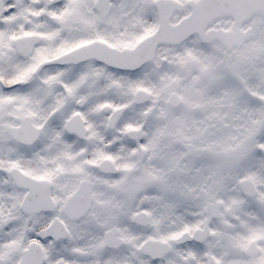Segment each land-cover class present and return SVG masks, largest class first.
Wrapping results in <instances>:
<instances>
[{
    "label": "snow or ice",
    "instance_id": "obj_1",
    "mask_svg": "<svg viewBox=\"0 0 264 264\" xmlns=\"http://www.w3.org/2000/svg\"><path fill=\"white\" fill-rule=\"evenodd\" d=\"M210 7L185 17L206 45L255 39L239 38L251 19L235 16L230 34L214 33ZM173 12L152 0H0V264H264V84L255 100L230 81ZM214 88L239 93L236 139L185 150L173 167L159 130L184 120L178 97Z\"/></svg>",
    "mask_w": 264,
    "mask_h": 264
},
{
    "label": "rangeland",
    "instance_id": "obj_2",
    "mask_svg": "<svg viewBox=\"0 0 264 264\" xmlns=\"http://www.w3.org/2000/svg\"><path fill=\"white\" fill-rule=\"evenodd\" d=\"M262 53H264V48L258 45L249 46L243 53H235L229 56L224 55L222 51H217V55L222 57L221 67L229 80L238 82L239 85L244 87L245 91L246 87L250 88L255 94L250 93L248 95L253 99H255L254 95L259 97L255 100H261L257 89L259 85L264 84V68L257 66L264 63V60L261 59ZM249 80H253L255 83L250 84ZM213 91H215V94H212ZM202 95L201 91L194 90L191 99L187 102L188 110L185 112L184 120H172L170 122L171 131L164 128L158 132L160 141L167 142L163 143L164 151H167L170 147L177 149L175 158L170 161L173 167H175L177 159L184 157L180 153L182 146L185 145V149H190L189 153L213 154L220 143L219 138L235 140V133L240 130L239 122L243 113L240 116L232 114L236 108L238 92L214 88L207 90L208 98L206 100L201 99ZM261 102H264V100H261ZM197 112L200 113L199 117L194 115ZM185 120L187 123L184 122ZM212 136H216L218 139L211 143L202 144L200 150L193 145L195 140L211 138ZM183 170L185 171L186 168Z\"/></svg>",
    "mask_w": 264,
    "mask_h": 264
},
{
    "label": "flooded vegetation",
    "instance_id": "obj_3",
    "mask_svg": "<svg viewBox=\"0 0 264 264\" xmlns=\"http://www.w3.org/2000/svg\"><path fill=\"white\" fill-rule=\"evenodd\" d=\"M152 0V2L156 5H159L161 3H168L173 6L174 12L171 13L172 15V23L174 24L177 19L180 20L182 24H187L188 29L192 31V36L189 37V39L193 42L194 45H196L199 48H206L209 52L214 53L217 55V51H222L224 55L229 56L235 53H243L245 50L249 48V46L258 45L261 47L260 42L264 41V29H259V25L261 23H264V20L261 19L259 13V10L262 6H264V0ZM211 5V7L207 10L205 19L209 22L215 21L213 32H217L219 30V34H230V33H224L223 28L229 27L232 28L235 25L232 23L231 18L236 17L237 21H245L251 19V23L247 25L246 28H243L239 32V38L242 40L243 38L247 37H255L253 41L247 44H243L241 48L234 49L231 52H228L225 48H221L219 45L210 47L206 45L203 41V38L201 37L198 29L200 26V22H194L192 24H188V20L185 19V17H188L189 19L193 15L192 11H188V9L191 7L192 9H195L201 5ZM209 13L215 14L213 18L207 17ZM222 15H219V14ZM178 14V15H177ZM238 43V42H237ZM238 45V44H236ZM262 48V47H261ZM246 92L248 94H255L251 91L250 88L246 87ZM212 94H215V91H213ZM255 99H258L259 97L257 95H254ZM180 101H182L181 108L188 110V105L185 101V98H179ZM196 117L200 116V113L194 114ZM216 137V136H212ZM211 137V138H212ZM217 138V137H216ZM160 140V139H159ZM189 145V144H188ZM201 146V145H200ZM200 146H196L198 150H200ZM184 147V148H183ZM180 153L185 155V150L190 152V149H185V145L182 146V149H180ZM211 151H213L211 149ZM183 158V156H182ZM123 168V166H121ZM184 174H188V169L183 170ZM150 174V173H149ZM107 201H98V205L100 208H104L107 205ZM85 223L92 222L98 225L100 228H103L105 224L108 223L107 220H101L98 214H89L84 218ZM67 229L65 228V232L67 233ZM114 231H120L118 229H114ZM125 233L126 230L121 231V242H125ZM81 235H84L83 232H81Z\"/></svg>",
    "mask_w": 264,
    "mask_h": 264
},
{
    "label": "water",
    "instance_id": "obj_4",
    "mask_svg": "<svg viewBox=\"0 0 264 264\" xmlns=\"http://www.w3.org/2000/svg\"><path fill=\"white\" fill-rule=\"evenodd\" d=\"M207 1H208V0H207ZM207 1H206L205 4L209 3V2H207ZM205 4H204V5H205ZM218 14H219V13H218ZM206 15H207V14H206ZM214 15H215V14L209 13L207 17H209V18H213ZM219 15H222V14H219ZM203 41H204V40H203ZM237 44H238V45H236L235 47L226 48V50H227L228 52H231V51L234 50V49H239V48H241V46L243 45V44H241L239 41H238ZM176 106H179V107L182 106V101H180L178 98H177V100H176V105H173V107H176Z\"/></svg>",
    "mask_w": 264,
    "mask_h": 264
}]
</instances>
